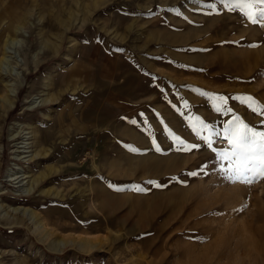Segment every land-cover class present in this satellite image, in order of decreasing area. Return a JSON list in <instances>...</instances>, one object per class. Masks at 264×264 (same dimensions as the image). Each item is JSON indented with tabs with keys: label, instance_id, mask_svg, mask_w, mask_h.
<instances>
[{
	"label": "rangeland",
	"instance_id": "rangeland-1",
	"mask_svg": "<svg viewBox=\"0 0 264 264\" xmlns=\"http://www.w3.org/2000/svg\"><path fill=\"white\" fill-rule=\"evenodd\" d=\"M11 37L0 264H264V179L231 183L191 127L264 130L235 99L264 104V26L221 0H0V58Z\"/></svg>",
	"mask_w": 264,
	"mask_h": 264
},
{
	"label": "snow or ice",
	"instance_id": "snow-or-ice-1",
	"mask_svg": "<svg viewBox=\"0 0 264 264\" xmlns=\"http://www.w3.org/2000/svg\"><path fill=\"white\" fill-rule=\"evenodd\" d=\"M221 3L229 11L239 9L251 23L264 26V0H221ZM212 98L222 102L215 108L218 113L228 114L232 112V109L227 107L228 97L215 95ZM235 99L246 104L251 111L264 116V104H260L254 97L244 96L235 97ZM197 123L200 125L199 128L191 125L196 136L215 154V159L227 162L228 167L221 164L220 168L227 180L233 184L237 182L251 184L258 179H264V130H258L249 125L239 116L230 121L221 132H216L214 126L205 124L198 118ZM202 129L207 130L209 134L207 136L201 135ZM217 137L226 140L229 147L224 149L214 147V138ZM181 143L185 144L186 142L181 141ZM199 147V144H191L187 145L184 150L190 151ZM192 174L195 175L196 173ZM156 186L160 187L158 184ZM138 190L143 191V189Z\"/></svg>",
	"mask_w": 264,
	"mask_h": 264
},
{
	"label": "bare ground",
	"instance_id": "bare-ground-1",
	"mask_svg": "<svg viewBox=\"0 0 264 264\" xmlns=\"http://www.w3.org/2000/svg\"><path fill=\"white\" fill-rule=\"evenodd\" d=\"M17 41H16V39L15 38H12L11 37V41H10V39H8L7 40V42L5 43V45H4V48H3V53H2V57L0 58V74H2V72H4V73H6V75H7V73H10L11 75H16V73H15V68L14 67H12L11 66V64H10V62H11V58H13V57H15V55H14V49L17 47ZM7 53V54H6ZM250 53V52H249ZM10 86H11V88H10V90H8V92H9V96L11 95V96H15V92H16V89H15V87H14V83H10L9 84ZM9 96H7V97H5L4 98V102H6V103H10V97ZM12 102V101H11ZM11 104V103H10ZM10 104H8V105H10ZM12 105V104H11ZM29 137V136H28ZM16 138H18V136H16L14 139H16ZM24 139V138H23ZM137 139V138H136ZM21 143V142H20ZM18 144H19V142L16 144L17 145V147L18 148H21V147H23V148H29V147H27V145L29 144V143H26V145L25 146H18ZM17 151H19V152H23V150H17L16 149V151L15 152H17ZM24 152H27V151H24ZM19 155H17L16 157H15V159L17 160V159H22L24 156H22V157H18ZM143 159V158H142ZM21 161V160H20ZM162 162V161H161ZM161 162H160V160H159V158H157V157H155V158H153V160H151V163H150V168H151V170L153 171V170H156V171H160L161 170ZM143 163V162H142ZM163 171H164V169H163ZM46 174L47 173H42L40 176H38L36 179H34V181H33V184H32V186H30L28 189H26V190H24V192L23 193H25V194H28L32 189H34L35 188V186H38L40 183H42L45 179H46ZM9 175V176H8ZM8 175H7V177H8V179H9V181L11 180V181H13L14 183H18V184H20V183H22V184H20L19 186L21 187V186H25V183H23L22 181L24 180V178H22V176H23V174L21 173V171L18 169V167L16 168V167H12V168H10L9 170H8ZM18 187V186H17ZM105 191V190H104ZM108 191V190H107ZM107 191H105L106 193H107ZM206 191V190H205ZM206 193V192H205ZM205 195V194H204ZM207 195V194H206ZM221 196V195H220ZM11 210H13V212L14 211H18L19 210V208H14V209H11ZM3 211V210H2ZM25 215H33V212L32 211H30V210H28V209H22L21 210ZM32 219V218H31Z\"/></svg>",
	"mask_w": 264,
	"mask_h": 264
}]
</instances>
